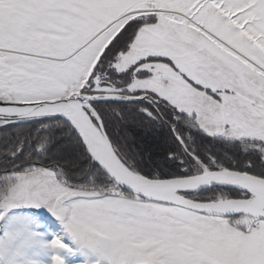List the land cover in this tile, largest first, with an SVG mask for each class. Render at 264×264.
I'll list each match as a JSON object with an SVG mask.
<instances>
[{
	"label": "snow or ice",
	"instance_id": "obj_1",
	"mask_svg": "<svg viewBox=\"0 0 264 264\" xmlns=\"http://www.w3.org/2000/svg\"><path fill=\"white\" fill-rule=\"evenodd\" d=\"M0 128V264H264V0H0Z\"/></svg>",
	"mask_w": 264,
	"mask_h": 264
},
{
	"label": "trees",
	"instance_id": "obj_2",
	"mask_svg": "<svg viewBox=\"0 0 264 264\" xmlns=\"http://www.w3.org/2000/svg\"><path fill=\"white\" fill-rule=\"evenodd\" d=\"M15 132V129L6 130L0 128V151H2L4 140L13 136ZM153 138L158 141V147L156 148L157 154L166 151L168 147H175L171 142V133L169 131V126L167 125L158 127L153 134Z\"/></svg>",
	"mask_w": 264,
	"mask_h": 264
}]
</instances>
